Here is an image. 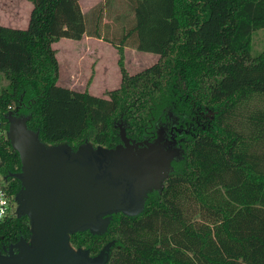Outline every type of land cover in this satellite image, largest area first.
Instances as JSON below:
<instances>
[{"label": "trees", "instance_id": "obj_1", "mask_svg": "<svg viewBox=\"0 0 264 264\" xmlns=\"http://www.w3.org/2000/svg\"><path fill=\"white\" fill-rule=\"evenodd\" d=\"M30 1L26 27L0 24L7 127L11 110L43 141L113 145L123 127L130 140L161 132L180 147L139 211L113 212L104 231L76 230L71 243L92 252L108 243L106 264H264V50L251 52L264 0H127L132 23L113 36L100 16L89 28L79 0ZM83 34L117 50L120 83L107 95L57 83L52 42ZM125 46L159 57L131 73ZM9 144L12 167L19 155ZM28 227L7 216L0 242Z\"/></svg>", "mask_w": 264, "mask_h": 264}, {"label": "water", "instance_id": "obj_2", "mask_svg": "<svg viewBox=\"0 0 264 264\" xmlns=\"http://www.w3.org/2000/svg\"><path fill=\"white\" fill-rule=\"evenodd\" d=\"M7 118L9 139L22 161L26 152L21 139L26 136L41 150L39 159L48 172L39 184L33 176L24 197L16 192L17 213L29 216L30 242L21 236L11 243L9 252H0V264H102L98 253L72 244L71 233L85 228L102 232L113 211H139L147 190L161 185L171 158L180 151L175 140L163 138L161 132L151 140H130L121 127L122 140L115 144L85 141L77 152L67 141L50 145L41 140L11 110ZM40 167L43 170L42 162Z\"/></svg>", "mask_w": 264, "mask_h": 264}, {"label": "rangeland", "instance_id": "obj_3", "mask_svg": "<svg viewBox=\"0 0 264 264\" xmlns=\"http://www.w3.org/2000/svg\"><path fill=\"white\" fill-rule=\"evenodd\" d=\"M9 3L10 0H0V12L8 13ZM79 3L82 10L86 14L87 23L89 24L88 26L90 29L93 28L92 23L95 17H101L100 31L106 36L119 35L122 32L123 25L132 23V13L128 9L127 0H79ZM24 8L25 7L22 9V16L25 14V11H23ZM100 8H102V12L99 11ZM16 24L19 26L25 25V23ZM54 48L60 65V71L58 70L59 79L64 78L70 70L82 67L84 72L83 78L86 80L89 77L92 79L95 76L98 88L105 85H117L119 81L118 78L120 77L119 64L117 62L118 53L115 46L111 43L101 38H93L90 41L89 48L84 51L83 42L78 41L77 39L59 38L54 41ZM132 48L133 47H128L126 52L127 64L124 62V64H126L131 71H139L158 59L157 58L155 60L152 57V55H157L155 52L136 50V53H134V49ZM263 50L264 27H261L257 28L253 32L251 52L253 54H258ZM78 76H76V80H79ZM6 81L7 80L3 77L2 83H5ZM103 92L107 93V89ZM83 137L84 136H80L79 140L76 142L69 143L72 147H75L78 144H84L86 143L85 141L96 144L93 139ZM64 141L65 140H60L57 142ZM165 175L166 174H163L161 176V182L163 181ZM15 213H17V211ZM96 253L101 256L102 264H106V257L109 253V245H105L104 243L98 252L91 251L92 255H95Z\"/></svg>", "mask_w": 264, "mask_h": 264}, {"label": "flooded vegetation", "instance_id": "obj_4", "mask_svg": "<svg viewBox=\"0 0 264 264\" xmlns=\"http://www.w3.org/2000/svg\"><path fill=\"white\" fill-rule=\"evenodd\" d=\"M21 140H22L23 144L21 143L20 148H25L24 150L26 152L25 162H23L22 159L20 158V151L15 146H13L11 140L9 139L10 144H9L8 148H9V150L14 149L18 152L19 162L15 163L12 167L11 166L7 167L6 166V160H4L3 165H5V166H3V169L5 171L6 176L9 179L11 186L12 185L14 186L15 192H18L22 197H24L25 191L29 187V183L33 181V176L34 175L36 176L37 184H39L40 182H42L41 177L44 176L48 171L46 170V166L44 167V165H43L44 160L40 161V159H39L38 154L41 153V150L39 148L35 147L34 145H32V142L29 141L26 136H23V138ZM46 143L51 145V144H55L56 141H54V142L48 141ZM72 149H75L77 152L79 151L78 146H75ZM47 154H48V152H47ZM41 162H42L43 170L40 167ZM118 211H122V210L120 209V210H117L116 212H118ZM15 214L23 215L25 220L29 223V216L27 213H15ZM15 214H13V215H15ZM28 229L29 230H27L25 233L20 234L17 237L13 236V237H8L5 241L1 240L0 252H9L10 244L15 242V241H18L21 236H22V240L30 242V234H31L30 233V224H29ZM13 250L18 251V247L14 245ZM90 253H91V251H90ZM5 264H14V263L7 262Z\"/></svg>", "mask_w": 264, "mask_h": 264}, {"label": "crops", "instance_id": "obj_5", "mask_svg": "<svg viewBox=\"0 0 264 264\" xmlns=\"http://www.w3.org/2000/svg\"><path fill=\"white\" fill-rule=\"evenodd\" d=\"M29 3H30V5H29ZM23 7H25L23 10V11H25V14L22 16L21 13H22ZM31 8H32V2L30 0H10L8 13L0 12V24L12 26V27H26L28 20H29V14H30ZM16 23H25V25L19 26ZM60 38L67 39L68 37H60ZM93 38H98V37L88 35V34H83L81 36V38H78L77 40L83 42V49H84V51H86L89 48L90 41ZM70 39H74V38H70ZM52 46L54 47V42H52ZM128 47H130V46L124 47V56H125L124 62H126V64H127L126 52L128 50ZM132 49H134V53H136V50H138L136 48H132ZM155 54H157V55H155V56L152 55V57L156 60L159 57V54L156 52H155ZM80 58H81V56H80ZM126 64H125V66L129 72L132 73V72L137 71V70L131 71ZM59 71H60V65H59ZM78 75H80V76H78ZM76 76L79 77V80H76ZM83 77H84V72L82 70V67H78L77 69L70 70L65 75L64 78L59 79V74H58L57 83L64 85V86H70L73 88L81 89V90L87 88L89 91L96 93V94H100V95H107V93H104L103 91L105 89H109V88H112L115 86V84H114V86L105 85L103 87L98 88L95 76L92 79L89 77L86 80ZM120 78H121V74H120V77L118 78L119 81H118L116 86L119 85Z\"/></svg>", "mask_w": 264, "mask_h": 264}, {"label": "built area", "instance_id": "obj_6", "mask_svg": "<svg viewBox=\"0 0 264 264\" xmlns=\"http://www.w3.org/2000/svg\"><path fill=\"white\" fill-rule=\"evenodd\" d=\"M2 75L0 74V87L2 84ZM3 110L0 107V222L7 216H12L16 212L17 200L16 192L11 186L8 177L3 169L2 148L6 144L8 136V127L2 117Z\"/></svg>", "mask_w": 264, "mask_h": 264}]
</instances>
